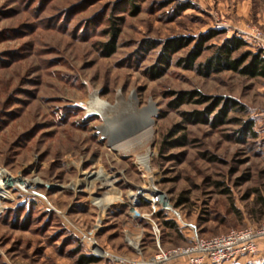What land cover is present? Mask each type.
I'll use <instances>...</instances> for the list:
<instances>
[{
	"label": "rangeland",
	"instance_id": "374dc122",
	"mask_svg": "<svg viewBox=\"0 0 264 264\" xmlns=\"http://www.w3.org/2000/svg\"><path fill=\"white\" fill-rule=\"evenodd\" d=\"M234 38L264 50V0H0V264H187L263 226L264 77L204 68Z\"/></svg>",
	"mask_w": 264,
	"mask_h": 264
},
{
	"label": "built area",
	"instance_id": "2783aa9c",
	"mask_svg": "<svg viewBox=\"0 0 264 264\" xmlns=\"http://www.w3.org/2000/svg\"><path fill=\"white\" fill-rule=\"evenodd\" d=\"M262 235L264 225L259 228H246L243 232L232 231L205 241L196 239L194 245L184 249L183 253L188 257L187 264L231 263L242 256L255 254L258 249L257 240ZM157 257L166 260L168 254L161 252Z\"/></svg>",
	"mask_w": 264,
	"mask_h": 264
},
{
	"label": "trees",
	"instance_id": "16d2710c",
	"mask_svg": "<svg viewBox=\"0 0 264 264\" xmlns=\"http://www.w3.org/2000/svg\"><path fill=\"white\" fill-rule=\"evenodd\" d=\"M168 45L166 47V51L175 52L178 50L180 46L183 45V42L175 43L168 41ZM246 45V42L240 38H234L233 40H229L216 50L214 56L205 63L204 68L207 70H222V69H234L244 75H249L250 77H264V50H260L257 53L248 52L243 55L242 58H234L233 53L237 51L239 48ZM109 53H113L114 45L108 44L106 45ZM202 45L196 46V48L191 52V54L185 59L186 65L189 67H193L195 61L202 53ZM200 97L202 95L199 93ZM182 100H188L191 98V93H187L182 95ZM202 100V99H201ZM199 100V101H201ZM218 105L220 102H216ZM252 125L247 127V130H251ZM94 258L84 257L83 263L86 262H94Z\"/></svg>",
	"mask_w": 264,
	"mask_h": 264
},
{
	"label": "water",
	"instance_id": "95a60500",
	"mask_svg": "<svg viewBox=\"0 0 264 264\" xmlns=\"http://www.w3.org/2000/svg\"><path fill=\"white\" fill-rule=\"evenodd\" d=\"M82 83L86 86L88 98L86 100H74L73 106L79 107L85 110V118L90 117L92 115H96L93 112V108L102 107L103 103L101 100L98 101L99 93L101 89H95L91 82L86 79H82Z\"/></svg>",
	"mask_w": 264,
	"mask_h": 264
},
{
	"label": "bare ground",
	"instance_id": "6f19581e",
	"mask_svg": "<svg viewBox=\"0 0 264 264\" xmlns=\"http://www.w3.org/2000/svg\"><path fill=\"white\" fill-rule=\"evenodd\" d=\"M94 110H93V112L95 113V114H98V115H100V116H102V117H104V118H106L107 116L105 115V113L101 110V108H93ZM110 130H111V132H115V131H119L120 130V127H117L116 126V128L114 127V126H111L110 127ZM145 159V158H144ZM146 161V160H145ZM154 191H152L151 193H153ZM150 200L151 201H153V200H155V198H150ZM91 242H93L92 240H91ZM161 253V252H160ZM108 255H105V257H107ZM161 259V260H160ZM163 260H165V258H161V257H157V259L155 260L154 259V261H151V262H153L154 264H157V263H159V262H161V261H163Z\"/></svg>",
	"mask_w": 264,
	"mask_h": 264
},
{
	"label": "crops",
	"instance_id": "0c3cea01",
	"mask_svg": "<svg viewBox=\"0 0 264 264\" xmlns=\"http://www.w3.org/2000/svg\"><path fill=\"white\" fill-rule=\"evenodd\" d=\"M240 263V262H239ZM228 264H230V263H228Z\"/></svg>",
	"mask_w": 264,
	"mask_h": 264
}]
</instances>
